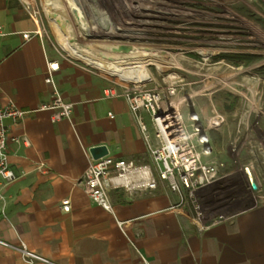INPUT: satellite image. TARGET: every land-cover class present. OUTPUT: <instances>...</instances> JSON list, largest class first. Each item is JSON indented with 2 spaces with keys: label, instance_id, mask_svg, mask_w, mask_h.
Here are the masks:
<instances>
[{
  "label": "crops",
  "instance_id": "1",
  "mask_svg": "<svg viewBox=\"0 0 264 264\" xmlns=\"http://www.w3.org/2000/svg\"><path fill=\"white\" fill-rule=\"evenodd\" d=\"M34 31L21 0H0V102L26 112L6 121L17 179L0 203V264H26L22 246L51 264H264V200L224 195L213 183L181 201L156 178L153 191H111V211L92 203L78 185L89 149L149 164L144 140L122 94L88 69L55 61ZM54 88L73 105L70 119L56 123L41 109Z\"/></svg>",
  "mask_w": 264,
  "mask_h": 264
},
{
  "label": "rangeland",
  "instance_id": "2",
  "mask_svg": "<svg viewBox=\"0 0 264 264\" xmlns=\"http://www.w3.org/2000/svg\"><path fill=\"white\" fill-rule=\"evenodd\" d=\"M21 1L35 15V30L55 61L88 69L118 94L139 97L151 141L162 106L192 95L182 117L187 134L207 138L211 152L203 155L204 145L197 150L201 165L217 167L214 185L221 194L245 196L252 204L264 200V0H58L63 14L52 9V0ZM57 17L81 54L116 65L122 61L119 52L135 49L155 56L151 62L127 61L144 69L150 80L124 83L67 55L53 30ZM123 23L127 30L118 29ZM215 115L223 123L218 131L208 130L207 121Z\"/></svg>",
  "mask_w": 264,
  "mask_h": 264
},
{
  "label": "built area",
  "instance_id": "3",
  "mask_svg": "<svg viewBox=\"0 0 264 264\" xmlns=\"http://www.w3.org/2000/svg\"><path fill=\"white\" fill-rule=\"evenodd\" d=\"M31 17L35 15L29 11ZM33 36H39V30H35ZM32 35L22 34V38L28 40ZM49 75L45 82L52 84L51 73L57 70L56 64L48 65ZM127 100L129 109L136 118L140 134L145 143L146 152L150 158V164L137 165L133 160L116 159L109 155L93 160L90 154L89 164L84 175L78 182L83 192L90 198L92 203L101 207L105 211H111L110 192L123 190L130 194L145 193L156 189V178L165 182L168 190L178 196L182 201L186 198L192 199L193 192L199 191L216 181L217 167L213 165H201L200 155L197 150L198 145H204L203 155H208L211 150L206 146V137L201 136L196 140V134H187V129L178 134L175 138H165L164 131L157 125V133L154 141H151L146 126L143 124L140 111L143 108L139 97L132 96L125 92L122 94ZM152 110V107H150ZM42 110L53 111L51 117L53 123L63 119H70L73 105L65 102L57 90L50 103L42 105ZM148 109V108H147ZM25 111L20 110L12 102L3 104L0 102V203L4 202V190L6 186L17 179L8 162L7 144L9 141L7 120L17 122L21 120ZM211 120V124L209 121ZM207 121L208 130L218 131L223 123L222 117L215 115ZM215 120V122H213ZM186 128V127H185ZM202 134V129H199ZM17 144L26 145L25 139H13ZM43 165L39 167L41 170ZM251 176V175H250ZM61 209L68 212L70 203L68 199L61 201ZM22 260L26 264L41 262L51 264L48 260L27 251L23 246L19 248Z\"/></svg>",
  "mask_w": 264,
  "mask_h": 264
},
{
  "label": "bare ground",
  "instance_id": "4",
  "mask_svg": "<svg viewBox=\"0 0 264 264\" xmlns=\"http://www.w3.org/2000/svg\"><path fill=\"white\" fill-rule=\"evenodd\" d=\"M51 6L56 13L63 14L65 11L62 4L58 0H52ZM59 18L60 17L54 19L53 30L57 36L58 45L65 53H67V55L73 57L74 59L83 61L86 65L97 69L103 74L117 77L119 81L124 83L140 84L150 80L144 69L138 71L136 65L128 63L127 61L128 59L152 58L149 61L151 62L155 56L153 57L152 55L143 52H135V49L123 54L119 52L118 59L122 61L118 62L116 65L105 59L91 56L90 54H81L76 48H73V45L69 43L68 38L61 31L59 25L57 24L60 20ZM141 25L143 26V24ZM128 26L129 25L126 23H123L122 25H118V29L127 30ZM123 59L127 60L123 61ZM191 96L192 95H189L172 102L169 101L162 106L159 115L156 117V122L164 131L165 138H175L178 134L185 131V121L182 117V111L186 107ZM213 122H215V120H213ZM209 124H211V120L209 121Z\"/></svg>",
  "mask_w": 264,
  "mask_h": 264
},
{
  "label": "water",
  "instance_id": "5",
  "mask_svg": "<svg viewBox=\"0 0 264 264\" xmlns=\"http://www.w3.org/2000/svg\"><path fill=\"white\" fill-rule=\"evenodd\" d=\"M89 154L93 160H97L101 157L108 155V151H107L105 146H95V147H92L89 149ZM248 170H249V173L252 177V180L254 182L255 187L260 189L261 183H260V180L258 178V175H257L255 168L252 165H250L248 167Z\"/></svg>",
  "mask_w": 264,
  "mask_h": 264
}]
</instances>
